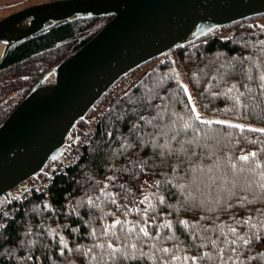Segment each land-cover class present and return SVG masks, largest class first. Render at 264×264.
<instances>
[{
	"label": "trees",
	"instance_id": "16d2710c",
	"mask_svg": "<svg viewBox=\"0 0 264 264\" xmlns=\"http://www.w3.org/2000/svg\"><path fill=\"white\" fill-rule=\"evenodd\" d=\"M257 17L154 59L118 99L111 101L118 83L103 95L70 135L95 126L78 160L64 165V154L33 178L46 181L47 191L0 196V264H264V237L253 235L264 231V28ZM110 19L62 22L13 45L0 65V125L44 73ZM185 80L211 124L187 119Z\"/></svg>",
	"mask_w": 264,
	"mask_h": 264
},
{
	"label": "water",
	"instance_id": "95a60500",
	"mask_svg": "<svg viewBox=\"0 0 264 264\" xmlns=\"http://www.w3.org/2000/svg\"><path fill=\"white\" fill-rule=\"evenodd\" d=\"M264 15V0H46L0 18L6 44L56 24L111 16L85 44L44 73L0 125V196L26 192L62 157L70 135L123 76L210 32Z\"/></svg>",
	"mask_w": 264,
	"mask_h": 264
},
{
	"label": "built area",
	"instance_id": "2783aa9c",
	"mask_svg": "<svg viewBox=\"0 0 264 264\" xmlns=\"http://www.w3.org/2000/svg\"><path fill=\"white\" fill-rule=\"evenodd\" d=\"M223 36V35H220ZM146 66L139 67L124 77H122L117 83L118 85L112 90L111 101H114L121 97L123 93L134 83H136L145 73ZM95 130V126L91 128L88 132H85L79 136V139L76 143H74L67 151L66 156L64 158V165H71L78 160L80 155L83 152L84 146L89 142L91 136L93 135ZM48 183L46 181H35L30 185L26 192H23L19 198H28L33 191H47ZM11 210L7 209L6 214H10Z\"/></svg>",
	"mask_w": 264,
	"mask_h": 264
},
{
	"label": "snow or ice",
	"instance_id": "6c2138e0",
	"mask_svg": "<svg viewBox=\"0 0 264 264\" xmlns=\"http://www.w3.org/2000/svg\"><path fill=\"white\" fill-rule=\"evenodd\" d=\"M262 28H264V25H261ZM262 78H264V74H262ZM177 79L179 80V75L177 74ZM180 85L183 86V90L185 92H187V85H183V82L180 81ZM260 87L264 88V84H261ZM188 100L191 101L192 100V97L191 95L189 94L188 95ZM189 111H190V115L188 116V120H202V121H205L206 123L208 124H211L212 121L211 120H208L206 117H202L201 114L196 111V106H195V103H192L190 105V108H189ZM221 123H224V124H230V123H233L232 121H222ZM185 127H192L191 124H189L187 122V120L185 121V124H184ZM239 128L243 129V128H248V127H253L252 125H244V124H239L237 125ZM259 132H262L264 133V128H259L258 129ZM256 153L255 151H253L252 153H244L240 156V159L241 160H248L250 156H255ZM230 163H232L233 165L235 164V161H230ZM256 164L257 165H260L261 162L259 160L256 161ZM251 171H256L255 168L253 169H250ZM252 182L249 181V184H251ZM258 187L259 189L261 190V199H264V166L261 167V170L259 171V179H258ZM161 200H163V197L160 198ZM137 211H139V209H136ZM119 222V221H117ZM181 223H186V221H180ZM170 223V222H169ZM129 227H132L131 225H129ZM259 228L261 229H264V224H259ZM141 231H143L145 234H147V228L146 227H142L140 229ZM233 231H236V229H233ZM253 235H255V238L257 240H259L261 237H264V231H260L258 233H254ZM245 244L249 243V241L247 239H245L243 241ZM213 243H215V241H213ZM113 247H118L116 245H113ZM167 250V249H166ZM234 251V249H233ZM207 254V253H205ZM124 256L125 257H128V253L127 252H124ZM110 259H112L113 257H109ZM173 259H175V257H173ZM192 260H196L198 259L197 257H191ZM220 264H223V261L221 260Z\"/></svg>",
	"mask_w": 264,
	"mask_h": 264
},
{
	"label": "rangeland",
	"instance_id": "374dc122",
	"mask_svg": "<svg viewBox=\"0 0 264 264\" xmlns=\"http://www.w3.org/2000/svg\"><path fill=\"white\" fill-rule=\"evenodd\" d=\"M42 1H46V0H0V18L13 12V11H16L20 8H23L25 6H28L30 4H34V3H37V2H42ZM257 22H259L260 24L264 25V15L260 16V17H257L256 18ZM232 26L230 27H222V28H219L217 31H216V34L217 35H223V36H226L227 34H229L231 31H232ZM171 54H174V52H171ZM153 61V60H152ZM152 62L146 64L145 68H146V72L150 69V66H151ZM177 64L179 66V69L181 70V65L180 63L177 61ZM183 79H185L184 76H182ZM185 85H187V90L189 92V94L191 95L192 97V103H195V106H196V110L198 111V105L196 103V101L194 100V96H193V93L191 92L190 90V87L188 85V82L185 80L184 81ZM226 118H221V117H214V120H218V121H226L225 120ZM35 180H32V183H34Z\"/></svg>",
	"mask_w": 264,
	"mask_h": 264
},
{
	"label": "bare ground",
	"instance_id": "6f19581e",
	"mask_svg": "<svg viewBox=\"0 0 264 264\" xmlns=\"http://www.w3.org/2000/svg\"><path fill=\"white\" fill-rule=\"evenodd\" d=\"M5 44H6L5 39H1L0 40V56H1L2 52H3V50H4Z\"/></svg>",
	"mask_w": 264,
	"mask_h": 264
}]
</instances>
